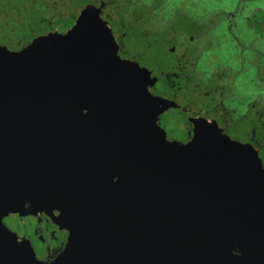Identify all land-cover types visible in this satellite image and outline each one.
<instances>
[{"label":"water","instance_id":"obj_1","mask_svg":"<svg viewBox=\"0 0 264 264\" xmlns=\"http://www.w3.org/2000/svg\"><path fill=\"white\" fill-rule=\"evenodd\" d=\"M20 53L0 49V264H46L4 223L46 213L69 232L51 264H264V163L216 124L187 144L175 103L122 60L102 9Z\"/></svg>","mask_w":264,"mask_h":264},{"label":"flooded vegetation","instance_id":"obj_2","mask_svg":"<svg viewBox=\"0 0 264 264\" xmlns=\"http://www.w3.org/2000/svg\"><path fill=\"white\" fill-rule=\"evenodd\" d=\"M132 1L136 6L130 5L127 9H124L127 0H122L117 5L111 0H97L85 8L89 5L100 8L104 4L101 18L113 33L121 59L137 62L141 67L150 70L152 76L158 78L156 85L150 89L152 95L176 104V107L169 109L158 119V125L165 131L167 139L187 144L194 136V122L204 121L216 124L222 133L233 141L251 145L261 157L264 109H261L260 101L254 100L252 89L246 95L238 90L236 78L238 73L244 70L243 67L241 66L237 72L212 67L209 68L210 75L205 77L197 73L202 56L210 49L207 41L212 29L210 22L203 26L195 24L188 15L179 10L171 11L170 19H163L161 6L160 13L153 18L150 25L160 29L169 27L174 31L163 49L151 59L152 65H145L146 63L129 56V48L125 44L131 31L132 12L141 7L138 6L141 0ZM247 8L240 5L234 11L224 12L223 32L231 38L223 40L233 43L236 51H242L243 55L247 54L246 61L254 65V34L250 31V37L244 39L245 43L237 41L233 36L236 33L235 29L239 27L238 22H241L244 30L254 29L256 13L254 14V9L249 11ZM66 15L65 6L52 0H0V49H6L14 54L20 53L38 38L55 33L67 34L79 16L71 26L66 27ZM37 29L42 30L38 32ZM244 30L240 27L238 34ZM260 64L262 65L263 61H260ZM167 120H174L181 127L179 139L175 140L172 136L176 134L171 136L163 127ZM58 215L59 213L55 212L53 216L46 213L29 217L10 216L17 218L19 222L17 232H13L20 240L29 241L36 258L46 264L53 263L62 255L69 239V232L61 229L53 220V217Z\"/></svg>","mask_w":264,"mask_h":264},{"label":"rangeland","instance_id":"obj_3","mask_svg":"<svg viewBox=\"0 0 264 264\" xmlns=\"http://www.w3.org/2000/svg\"><path fill=\"white\" fill-rule=\"evenodd\" d=\"M130 5L132 7L136 6L132 0H127L124 9H127ZM240 5L247 6V10L249 11L254 9V14L256 13L254 17L256 20H258L257 16L259 12L264 13V0H158L156 4L154 0H141V4L138 6H141L145 11L150 10L152 16H156L158 12L160 13L162 6L163 19H170L171 11L179 10L188 15L195 24L203 26L209 21V25L212 26L211 32L207 37L210 49L209 52L202 56V60L197 67V73L199 72V74H202V77H205V75H210L209 68L212 67L215 69L227 68L235 72L243 67L244 70L240 71L236 78V83L239 85L238 90L246 95L250 93L252 89L254 91V100L257 99V101H260V107L264 109V38L259 35V31L255 28V22L254 29L252 28L253 30L249 28L244 30L241 22H238L239 27L235 29L236 33L233 35L236 37L237 41L241 40V42L245 43L248 37H250V34H254V65L250 64V61H246L247 54L243 55L242 51H236L233 43H227L226 40H223V38H231L228 34L225 35L226 32H223L224 24H222V21L225 19L223 14L224 12L236 10ZM154 8L157 9L152 11ZM77 11H79V6L68 0V20L66 22V27L71 26L72 18L77 14ZM240 27L241 30L244 31L238 34ZM41 30L42 29H37L38 32ZM132 47H136V45H132ZM260 61H263L262 65ZM259 64L261 66V72L259 71ZM165 123L163 127L169 131L171 136L176 134L172 136L175 140L179 139L181 137L178 135V133L181 132L179 124L174 120H167ZM261 159H263L262 161L264 162V156L261 155ZM5 224L12 232H17L19 226L17 218L10 217L5 220Z\"/></svg>","mask_w":264,"mask_h":264},{"label":"trees","instance_id":"obj_4","mask_svg":"<svg viewBox=\"0 0 264 264\" xmlns=\"http://www.w3.org/2000/svg\"><path fill=\"white\" fill-rule=\"evenodd\" d=\"M58 2L62 6H65L67 10L68 0H52ZM72 3H76L79 6V11L72 18L71 25L75 22L76 18L79 16L81 9L85 8L86 5L90 3H95L97 0H70ZM113 4L117 5L122 2V0H111ZM158 0H154L155 4ZM163 1V0H161ZM157 8L152 9L155 11ZM131 17V25H130V34L127 37L125 44L129 48V56L132 58H136L145 65H152L150 61L152 58H155L156 53L161 51L165 46V43L168 41V38L171 36L173 28H163L160 29L155 26H151L150 22L153 20L150 10H143L142 7H137L132 12ZM258 20L254 17L255 28L259 31V35L264 38V13H258ZM67 15L66 20L67 22ZM262 27V28H261ZM132 45H136V47H132ZM136 51H134V50ZM149 58L150 61L147 59ZM147 60V61H146ZM262 142V156H264V133L261 137Z\"/></svg>","mask_w":264,"mask_h":264}]
</instances>
